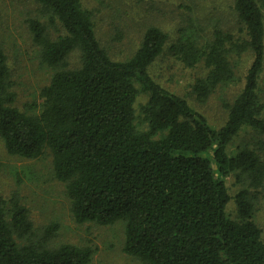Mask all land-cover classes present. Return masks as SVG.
I'll return each instance as SVG.
<instances>
[{
  "label": "trees",
  "instance_id": "1",
  "mask_svg": "<svg viewBox=\"0 0 264 264\" xmlns=\"http://www.w3.org/2000/svg\"><path fill=\"white\" fill-rule=\"evenodd\" d=\"M37 1L50 23L64 30L51 38L45 23L28 20L44 61L57 71L42 90L40 113L24 112L14 104L9 65L0 48V140L7 152L34 159L48 149L56 178L66 183L75 221H123V249L143 264H264L254 196L240 190L235 196L238 218H231L225 181L235 173L245 175L250 187L264 188L259 153L264 141L259 152L248 145L228 152L243 128L264 131L258 94L264 68L259 1L235 0L247 33L244 43L216 30L208 42L187 35L169 46L187 66L203 61L208 67L206 77L193 85L200 99L234 80L229 46L253 53L243 88L219 128L151 76L149 68L169 40L160 27L146 29L132 57L114 60L98 40L93 13L82 0ZM76 50L81 63L69 68L68 57ZM141 93L147 95L140 106L145 129L136 123ZM56 229L55 223L46 227L45 241ZM32 232L27 207L18 200L7 207L0 194V264H88L94 253L90 246L72 243L47 247L30 241Z\"/></svg>",
  "mask_w": 264,
  "mask_h": 264
},
{
  "label": "rangeland",
  "instance_id": "2",
  "mask_svg": "<svg viewBox=\"0 0 264 264\" xmlns=\"http://www.w3.org/2000/svg\"><path fill=\"white\" fill-rule=\"evenodd\" d=\"M84 7L93 13L95 32L101 45L114 60L125 61L139 48L146 29L158 26L169 40L163 53L151 64V76L163 87L187 99L189 104L202 112L216 128L225 124L229 106L243 88L254 55L250 50L230 48V61L235 78L220 83L210 94L200 99L193 89L199 79L208 74L203 61L187 66L169 52V46L182 37L192 36L199 43L208 42L216 30L231 36L232 42L244 43L247 33L235 10V0H82ZM264 13V0H258ZM37 0H0V48L6 54L10 70L11 90L15 93V106L20 110L38 114L43 108L42 90L48 86L57 71L42 57V47L34 41L28 20L38 18L46 24L48 34L56 38L64 33L58 23H50ZM69 68H77L80 53L76 50L68 57ZM258 94L263 104L264 120V68L259 79ZM147 95L139 94L136 103L137 126L145 129L140 106ZM261 104V105H262ZM264 131L243 128L228 147L229 154L239 146L248 145L260 151ZM259 145V146H258ZM260 155L264 158V146ZM0 194L11 207L14 200L25 205L33 223L30 241L54 248L63 243L90 246L94 253L88 264H143L127 254L123 247L125 224L117 221L110 225L95 222L78 223L72 212V199L66 183L56 178L53 156L47 149L39 158L29 159L7 152L0 140ZM229 174L225 177L231 196L226 212L238 218L235 196L248 189L254 196V221L264 236V188H252L245 175ZM8 210V208H7ZM57 224L54 235L45 241V229Z\"/></svg>",
  "mask_w": 264,
  "mask_h": 264
}]
</instances>
